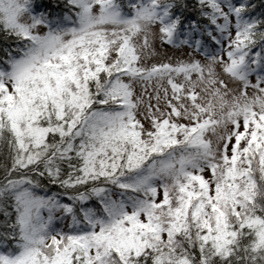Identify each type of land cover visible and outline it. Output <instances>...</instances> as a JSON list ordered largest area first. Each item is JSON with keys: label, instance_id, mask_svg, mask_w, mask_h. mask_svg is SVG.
<instances>
[{"label": "snow or ice", "instance_id": "1", "mask_svg": "<svg viewBox=\"0 0 264 264\" xmlns=\"http://www.w3.org/2000/svg\"><path fill=\"white\" fill-rule=\"evenodd\" d=\"M0 264H264V0H0Z\"/></svg>", "mask_w": 264, "mask_h": 264}]
</instances>
